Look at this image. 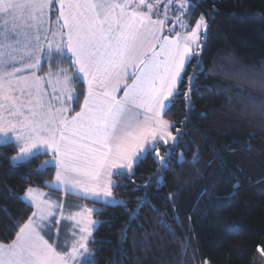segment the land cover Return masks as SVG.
I'll use <instances>...</instances> for the list:
<instances>
[{
  "label": "snow or ice",
  "instance_id": "1",
  "mask_svg": "<svg viewBox=\"0 0 264 264\" xmlns=\"http://www.w3.org/2000/svg\"><path fill=\"white\" fill-rule=\"evenodd\" d=\"M196 6L187 0L182 14ZM163 24L153 19V6L145 0H0V145L18 142V156L12 159L22 161L38 159L50 150L49 158L35 169L42 173L55 168V179L44 182L46 187L99 198L97 202L109 206L115 199L112 189L120 187L112 176H134L133 166L151 154L161 167L148 178L149 184L137 186L149 191L135 201L140 207L149 203L151 189L166 186L163 173L171 171L173 159L178 166L189 163L177 152L180 130L173 135L170 129L175 125L164 114L180 97L190 106L188 93L199 91L200 32L206 41L208 28L201 15L189 34L170 38L161 35ZM176 25L189 27L179 19ZM42 59L49 66L43 77L35 74L43 70ZM193 59L197 67L185 82V64ZM65 61L69 67H60ZM25 72L29 74H21ZM74 83L86 89L77 90ZM121 90L123 96L118 98ZM73 103L79 111L71 107ZM157 145H164L163 155ZM201 162L196 156L191 160L194 165ZM40 195L28 187L16 196L36 210L23 226L13 220L19 231L10 243L0 244V264H95L87 245L94 227L102 222L92 218L96 209L64 217L63 204ZM167 200L171 207L176 197L170 194ZM0 210L11 219L6 208ZM128 215L124 240L135 219ZM172 218L178 221L175 215ZM60 219L72 224L63 244L57 243ZM161 224L170 227L164 219ZM45 235L56 239L50 243Z\"/></svg>",
  "mask_w": 264,
  "mask_h": 264
},
{
  "label": "trees",
  "instance_id": "2",
  "mask_svg": "<svg viewBox=\"0 0 264 264\" xmlns=\"http://www.w3.org/2000/svg\"><path fill=\"white\" fill-rule=\"evenodd\" d=\"M192 2L197 6L188 8L186 31L201 15L208 24L198 57L203 73L196 83L201 87L188 93L190 106L180 97L164 114L175 125L173 133L180 129L177 152L189 163L178 166L173 159L171 171L163 173L166 186L151 189L150 202L142 207L135 201L149 189L137 186L149 184L148 178L161 167L151 154L134 165V176H113L120 184L112 189L117 203L109 206L80 198L96 209L93 216L102 221L89 242L95 264H112L113 258L115 264H264V0ZM211 9L216 11L209 14L206 10ZM42 65L41 75L49 71L44 61ZM60 67L69 64L65 61ZM196 67V59L185 66V82ZM51 69L56 70L54 63ZM72 108L80 110L75 103ZM157 147L163 155L164 145ZM17 152L15 143L0 145V206L11 216L0 210V244L16 238L19 227L13 220L23 226L34 211L16 196L28 187L48 190L44 182L55 178V168L35 171L49 153L14 164ZM193 156L202 162L192 164ZM170 194L176 197L171 207ZM128 213L135 219L124 240ZM162 219L170 227L162 225Z\"/></svg>",
  "mask_w": 264,
  "mask_h": 264
},
{
  "label": "rangeland",
  "instance_id": "3",
  "mask_svg": "<svg viewBox=\"0 0 264 264\" xmlns=\"http://www.w3.org/2000/svg\"><path fill=\"white\" fill-rule=\"evenodd\" d=\"M186 2H187V0H169V1H167L166 4H164V9H163V11H161V13H158L157 11L154 12V13H156L158 15L159 14L162 15V16H160L161 17L160 19H162L164 21L162 34L164 33V30H165V31H167L166 34L167 33H172V34L174 33L172 36H169L168 34L165 35V36H168L170 38L174 37L177 33H179L181 36H184V35L189 34L195 28L194 27L191 31L187 32L186 30L188 29V27L185 28V29H182V28H180V27H178L176 25L177 19H179L180 23L189 25L188 22H187V19H186L187 15H183L182 14L184 9L181 7ZM166 5H168V6H166ZM146 10H148V9H146ZM187 12H188V9H187ZM169 28H174L175 30L173 32H169L168 31ZM207 35H208V28H207ZM200 39H201V46H200V49H198V51H199V53L201 55L202 48H203V45H204V42H205V40H204V32L203 31L200 32ZM187 64L188 63H186L185 66ZM176 133H173V135H176ZM180 133H181V131H180ZM15 144L18 147V142H16ZM48 153L50 154V152H48ZM17 156H18V152L13 157H17ZM12 162L14 164H19V163H21L23 161L19 160V159H16V160L12 159ZM33 189H35L36 192L41 194L40 198L42 200L50 201V202H53V203L59 202V203L63 204V206H64L63 207V216L64 217H66V216H68L70 214L85 210L87 208L94 209L93 207H90L89 205H87L85 203L82 204V201H81L80 198L85 199V200H92V201H96V202L99 199V198H93V197L84 198V197H82L80 195H73V194H70V193H65L63 190H62L63 193H61L59 190H57V189H55L53 187H49V189H48V191L51 192L52 194H50V195L47 194V198H44V195L42 194V190L41 189H39V188H33ZM43 192H45V191H43ZM117 202H118V200L115 198L113 201H111V204H115ZM34 209H35V207H34ZM93 213H92V218L95 219L94 216H93ZM97 225L94 227V230L96 229ZM60 226H62V231H61L62 241L60 243L63 244L64 240H65L66 233H71V231H72V224H71V222H65L64 219H60L59 228H60ZM94 230H93V233H94ZM93 233H92V236L90 238V241L93 238ZM46 236L49 237V238H52L53 240L56 239L55 237H52V236H48V235H46ZM87 246H88V249H89V243H88ZM89 252H90V249H89ZM69 264H73V262L70 261Z\"/></svg>",
  "mask_w": 264,
  "mask_h": 264
},
{
  "label": "crops",
  "instance_id": "4",
  "mask_svg": "<svg viewBox=\"0 0 264 264\" xmlns=\"http://www.w3.org/2000/svg\"><path fill=\"white\" fill-rule=\"evenodd\" d=\"M167 1H169V0H164V4H166L167 3ZM166 6H168V5H166ZM142 11H147L146 10V8H142L141 9ZM156 10H153V19H159V20H162V19H160L161 17L160 16H162L161 14H156V13H154ZM158 13H161V11H157ZM50 15H51V17H52V19L54 20V18H55V13H50ZM162 32H163V30H162ZM166 32L167 31H165L164 30V33L162 34L161 33V35H163V36H165V35H169V36H172L173 34L172 33H167L166 34ZM41 63L43 64V59H42V61H41ZM21 65H17V67H20ZM62 68H64V67H62ZM66 68H68V67H66ZM9 70H11V69H9ZM52 70V72H55L56 70H53V69H51ZM49 71H47L45 74H39V71L37 70L36 71V75H38V76H41V77H43V76H45L47 73H48ZM21 74H29V73H21ZM127 82L128 83H131V80L130 79H128L127 80ZM45 87L50 91L51 90V86H49V85H47V84H45ZM73 87H74V85H73ZM85 87H86V85H85ZM116 95H117V97L118 98H120V97H122L123 96V91L121 90V91H119V92H117L116 93ZM55 107H59V105H55ZM71 107H72V105H71ZM69 115H73V114H69ZM165 119V118H164ZM171 130V129H170ZM49 152H50V155H51V151L49 150ZM24 162V161H23ZM18 163V162H17ZM134 167V166H133ZM114 176V175H113ZM113 178V177H112ZM55 179V178H54ZM54 181V180H53ZM54 188V187H53ZM56 189V188H55ZM35 190V189H34ZM42 190V194L44 195V198H47V194L48 195H50V194H52L51 192H49L48 190H44V189H41ZM43 191H45V192H43ZM61 193H63L62 192V190H59ZM74 197V196H73ZM34 208V207H33ZM34 211H35V209H34ZM61 231H62V226H60V232H59V240L57 241V243H60L61 241H62V237H61ZM42 235H44V233H42ZM45 239H48L49 240V242L51 243V242H53V239L52 238H49V237H47L46 235H45ZM61 244V243H60Z\"/></svg>",
  "mask_w": 264,
  "mask_h": 264
},
{
  "label": "built area",
  "instance_id": "5",
  "mask_svg": "<svg viewBox=\"0 0 264 264\" xmlns=\"http://www.w3.org/2000/svg\"><path fill=\"white\" fill-rule=\"evenodd\" d=\"M145 3L151 4L156 11L164 9V0H145Z\"/></svg>",
  "mask_w": 264,
  "mask_h": 264
}]
</instances>
